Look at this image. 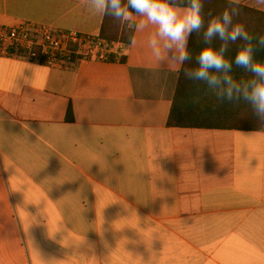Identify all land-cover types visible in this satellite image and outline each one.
Instances as JSON below:
<instances>
[{"label":"crops","instance_id":"1","mask_svg":"<svg viewBox=\"0 0 264 264\" xmlns=\"http://www.w3.org/2000/svg\"><path fill=\"white\" fill-rule=\"evenodd\" d=\"M103 20L87 0H0V26ZM141 20L126 65L0 57V264H264V129L169 127L184 65Z\"/></svg>","mask_w":264,"mask_h":264},{"label":"clouds","instance_id":"2","mask_svg":"<svg viewBox=\"0 0 264 264\" xmlns=\"http://www.w3.org/2000/svg\"><path fill=\"white\" fill-rule=\"evenodd\" d=\"M264 4V0H258ZM88 10L93 15L111 17L117 22H127L133 14L144 17L136 25L137 31H142L148 24L157 26V32L150 38V46L154 49V56L159 60L161 50L157 47L156 36L165 43L163 48L168 51V59L172 65H184L192 59L189 47L190 39L199 34L202 29L205 46L196 55L197 67L184 70L185 76L193 81H202L209 87L222 86L221 95L232 100L234 93L237 98L242 96L253 108L260 121L264 122V61L256 58L257 48L252 44L253 36L247 31L243 23H234L239 16L240 9L235 0H229L230 9L226 8L218 16L208 19L205 28L204 0H187V7L179 11L169 0H87ZM213 38L225 42L219 49L210 46ZM132 44L136 41L129 36ZM243 41L244 44L229 60L224 53L227 42ZM258 43L264 47V35L258 37ZM251 72L255 79L241 86L227 73L232 64ZM210 70H214L210 71ZM223 72V77L215 73Z\"/></svg>","mask_w":264,"mask_h":264},{"label":"trees","instance_id":"3","mask_svg":"<svg viewBox=\"0 0 264 264\" xmlns=\"http://www.w3.org/2000/svg\"><path fill=\"white\" fill-rule=\"evenodd\" d=\"M126 3V0H123ZM175 7L186 8L187 0H169ZM240 9L239 16L234 18V23H243L247 31L253 36L252 44L256 46V58L264 61V47L258 43V37L264 35V13L252 8L236 4ZM226 8L230 9V4L226 0H204L205 28L210 18L218 16ZM99 37L107 40L111 44H120L122 52L114 53L107 62H120L127 64L125 52L132 43L129 36L134 37V28L130 22H117L111 17H105L102 23ZM203 31L194 34L190 39L189 47L192 52V59L186 62L179 76L176 93L172 101V107L168 119V126L171 128H197V129H223L258 132L264 129V122L260 121L254 113L252 105L243 99L237 98L234 93L232 100H228L226 95H221L222 86L209 87L202 81L188 79L184 70H191L197 67L196 55L205 46ZM225 42L218 38H213L210 46L219 49ZM244 44L243 41L235 43L227 42L225 57L231 60L236 52ZM213 71L214 70H210ZM223 77L224 73H215ZM234 81L243 86L248 81L255 79L254 75L245 69L232 64L231 70L227 73ZM66 122L74 123L75 117L73 108L70 105L67 110Z\"/></svg>","mask_w":264,"mask_h":264},{"label":"built area","instance_id":"4","mask_svg":"<svg viewBox=\"0 0 264 264\" xmlns=\"http://www.w3.org/2000/svg\"><path fill=\"white\" fill-rule=\"evenodd\" d=\"M115 45L99 36L45 23L0 26V57L52 69H71L83 61H108Z\"/></svg>","mask_w":264,"mask_h":264},{"label":"rangeland","instance_id":"5","mask_svg":"<svg viewBox=\"0 0 264 264\" xmlns=\"http://www.w3.org/2000/svg\"><path fill=\"white\" fill-rule=\"evenodd\" d=\"M7 221L4 219V217H0V223H6Z\"/></svg>","mask_w":264,"mask_h":264}]
</instances>
